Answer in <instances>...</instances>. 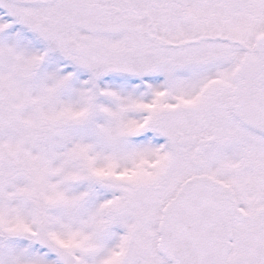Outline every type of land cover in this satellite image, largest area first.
<instances>
[{
	"label": "snow or ice",
	"instance_id": "6c2138e0",
	"mask_svg": "<svg viewBox=\"0 0 264 264\" xmlns=\"http://www.w3.org/2000/svg\"><path fill=\"white\" fill-rule=\"evenodd\" d=\"M0 264H264V0H0Z\"/></svg>",
	"mask_w": 264,
	"mask_h": 264
}]
</instances>
